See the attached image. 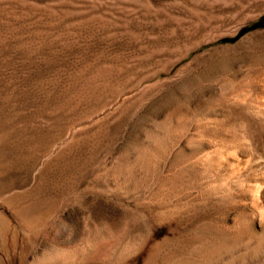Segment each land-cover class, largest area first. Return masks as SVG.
Segmentation results:
<instances>
[{
    "label": "rangeland",
    "instance_id": "obj_1",
    "mask_svg": "<svg viewBox=\"0 0 264 264\" xmlns=\"http://www.w3.org/2000/svg\"><path fill=\"white\" fill-rule=\"evenodd\" d=\"M253 108L264 0H0V264H264Z\"/></svg>",
    "mask_w": 264,
    "mask_h": 264
},
{
    "label": "bare ground",
    "instance_id": "obj_2",
    "mask_svg": "<svg viewBox=\"0 0 264 264\" xmlns=\"http://www.w3.org/2000/svg\"><path fill=\"white\" fill-rule=\"evenodd\" d=\"M253 112L255 113V115H256V118L259 120V121H262L263 123H264V113H263V111L262 110H259V109H256V110H254V108H253ZM243 160V159H242ZM241 158L240 157H238V155H235V157L233 158V161H232V164L229 162V164H231V169H233L232 171H239L240 169H244L245 168V165L247 166L248 165V159H246V160H243L244 162L242 163L241 161ZM231 161V160H230ZM229 167V166H228ZM263 167H264V165H263ZM257 191V194H260L259 195V199H257V200H262V198H263V200H264V190H259V189H257L256 190ZM256 193V192H255ZM256 198H258V196L256 197ZM256 200V201H257ZM259 202V201H258ZM261 202V201H260ZM259 202V203H260ZM254 205H255V202L253 203ZM257 204V203H256ZM261 204V203H260ZM258 207H259V205H258ZM257 209V208H256ZM251 210H253V209H251ZM259 210H261L259 213L261 214V216H263V217H261V219L264 221V203H263V206H262V209H258V211ZM254 212H255V214H256V211H255V209L253 210ZM252 212V211H251ZM258 213V212H257ZM253 214V213H252ZM260 216V215H259ZM239 225V224H238ZM239 229H241L240 228V226H239ZM238 229V230H239Z\"/></svg>",
    "mask_w": 264,
    "mask_h": 264
}]
</instances>
